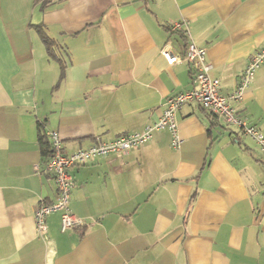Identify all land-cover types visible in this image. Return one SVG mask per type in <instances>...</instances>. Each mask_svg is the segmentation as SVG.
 <instances>
[{"label":"crops","instance_id":"1","mask_svg":"<svg viewBox=\"0 0 264 264\" xmlns=\"http://www.w3.org/2000/svg\"><path fill=\"white\" fill-rule=\"evenodd\" d=\"M182 22L229 96L264 45V0H0V264H264V151L198 104L175 114L182 138L154 131L127 155L73 165L70 209L35 228L57 195L40 136L69 154L142 130L194 87ZM53 41L47 50L37 29ZM237 115L264 134V64Z\"/></svg>","mask_w":264,"mask_h":264},{"label":"built area","instance_id":"2","mask_svg":"<svg viewBox=\"0 0 264 264\" xmlns=\"http://www.w3.org/2000/svg\"><path fill=\"white\" fill-rule=\"evenodd\" d=\"M169 29L182 31L187 38V43L183 55L172 52L167 46L161 49V54L168 64L177 63L181 59L187 61L193 69L194 87L169 97L160 115L153 122L146 124L142 130L120 135L112 140H98L88 147L78 148L69 154L62 152V141L58 132L55 130L46 131V137L50 143V155L46 160L45 168L54 176L57 195L54 201L39 203L35 209V228L43 237L47 231L46 218L53 212L60 214L61 232L82 224V219L70 209V196L74 180L68 171L69 167L85 164L99 156L127 155L133 148L150 140L153 132L157 130H168L171 133V146L179 148L182 138L178 131L175 114L186 103L194 102L215 116L222 117L227 124L235 126L243 134L252 138L258 148L264 151V134L255 125H249L244 118L237 115L230 102L242 97L243 92L251 84L256 71L264 64V45L250 56L234 91L229 96H223L219 91V79L210 75L211 65L206 60L205 48L198 47L193 42L189 30L182 22H172Z\"/></svg>","mask_w":264,"mask_h":264},{"label":"trees","instance_id":"3","mask_svg":"<svg viewBox=\"0 0 264 264\" xmlns=\"http://www.w3.org/2000/svg\"><path fill=\"white\" fill-rule=\"evenodd\" d=\"M37 31L42 41L46 45V48L49 51V53L50 52L52 53L53 41L43 32L42 28L39 27ZM39 141H40V147H41L42 153L45 155V157H48L50 155V143L44 131H43V134H41Z\"/></svg>","mask_w":264,"mask_h":264}]
</instances>
